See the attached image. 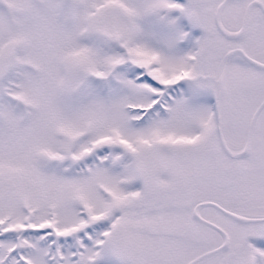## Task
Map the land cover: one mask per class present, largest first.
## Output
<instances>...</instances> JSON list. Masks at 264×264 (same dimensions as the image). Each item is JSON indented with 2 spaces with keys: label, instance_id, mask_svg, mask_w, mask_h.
Returning a JSON list of instances; mask_svg holds the SVG:
<instances>
[{
  "label": "snow or ice",
  "instance_id": "1",
  "mask_svg": "<svg viewBox=\"0 0 264 264\" xmlns=\"http://www.w3.org/2000/svg\"><path fill=\"white\" fill-rule=\"evenodd\" d=\"M0 264H264V0H0Z\"/></svg>",
  "mask_w": 264,
  "mask_h": 264
}]
</instances>
